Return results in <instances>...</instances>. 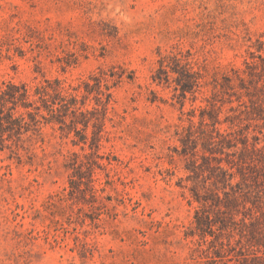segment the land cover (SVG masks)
I'll list each match as a JSON object with an SVG mask.
<instances>
[{
	"label": "rangeland",
	"instance_id": "1",
	"mask_svg": "<svg viewBox=\"0 0 264 264\" xmlns=\"http://www.w3.org/2000/svg\"><path fill=\"white\" fill-rule=\"evenodd\" d=\"M46 80L79 110L0 126V264H264V167L246 202L261 218L239 206L235 229L205 237L189 168L224 197L216 166L235 184L244 141L264 148V0H0V86Z\"/></svg>",
	"mask_w": 264,
	"mask_h": 264
},
{
	"label": "trees",
	"instance_id": "2",
	"mask_svg": "<svg viewBox=\"0 0 264 264\" xmlns=\"http://www.w3.org/2000/svg\"><path fill=\"white\" fill-rule=\"evenodd\" d=\"M248 68L256 67V63L247 62ZM242 84H244L245 79H241ZM52 83L59 84L58 80L51 82L46 80L45 85L37 86L34 93H30L29 88L26 84L16 85L12 82L4 83V86H0V126L3 131L18 132L20 133L22 129L28 131L31 126L34 129H38L40 123H48L53 120H57L61 125L66 123L65 116L71 111L72 114H76L79 110L77 107V99L72 98L68 100L66 96L61 94L59 89L55 86H51ZM197 85V80L193 73L188 75L186 83L182 85L183 93L186 94L187 90L193 89ZM224 87V85H222ZM244 87L247 88L245 85ZM50 88L53 89L54 93L50 92ZM231 88L230 83L226 84V90ZM55 95L58 96L57 99ZM59 98V99H58ZM238 106L231 107L233 115L231 116V126L232 130L226 134H219L221 140L217 141V144H222L227 137L233 136L235 134L234 126H238V122H243L247 118H250V114L256 107L257 101L254 98H250V101L239 100ZM22 106L25 108V113H20L18 116L15 115L14 111ZM45 108L46 112H43L42 108ZM66 110V113L63 112ZM202 112V121H205V114ZM24 114L28 115L31 120H27ZM210 123L215 124V119L212 115H209ZM246 136V135H243ZM258 140L259 137H255ZM183 152L188 153L189 139L185 141ZM244 148L240 151L238 159L234 161L240 174L241 181H237L235 184L232 180L235 176V172H230L229 169L224 167L216 166L219 173L213 175L215 177L218 188L222 189L224 197H222L218 190L207 188L205 193H201L198 181L201 172V164H199L196 158H191L189 168L192 170V179L196 182L192 189L194 198L200 202L199 208L195 212L194 216V227L195 231L199 232L202 237H205L207 233L215 234L214 227L218 232H222L223 229L228 230L230 228H236L240 222L235 220L234 213L240 210V207L245 208L246 212L251 216L253 223L258 221L261 217L254 214V210L251 207H246L247 199L250 200L254 192L252 188L249 187V181L255 180L259 182L254 173L261 165L264 167V148L257 146L256 141L253 143H248L244 141ZM223 150V149H222ZM229 152H227L228 154ZM195 156L196 153L194 152ZM257 155L262 156V159L256 157ZM260 162V163H259ZM256 197H259V191H256ZM253 200V199H252ZM254 201H257L256 199ZM255 203V202H254ZM222 204L224 208L222 207ZM214 211L217 217H213L211 211ZM229 222V223H228ZM207 251V250H206ZM207 255H212L210 252Z\"/></svg>",
	"mask_w": 264,
	"mask_h": 264
}]
</instances>
